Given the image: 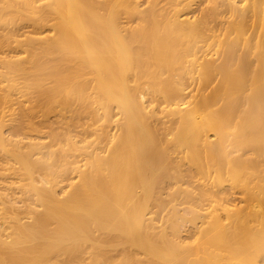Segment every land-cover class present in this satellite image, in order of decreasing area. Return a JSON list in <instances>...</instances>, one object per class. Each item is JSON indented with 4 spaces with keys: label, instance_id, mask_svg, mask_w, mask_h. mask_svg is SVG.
<instances>
[{
    "label": "bare ground",
    "instance_id": "1",
    "mask_svg": "<svg viewBox=\"0 0 264 264\" xmlns=\"http://www.w3.org/2000/svg\"><path fill=\"white\" fill-rule=\"evenodd\" d=\"M3 12L19 29L12 43L0 39V91L18 96L0 97V264H220L238 243V256H262L264 0H0ZM201 28L204 49L190 51ZM182 43L189 49L178 54ZM180 69L188 85L168 92ZM216 80L223 94L235 83L249 89L227 99L220 124L206 114ZM144 98L162 115L156 127ZM166 112L181 119L169 143ZM245 129L257 157L240 150ZM193 168L230 177L244 207L225 194L221 214L209 216L206 197L216 195L193 186ZM179 191L188 200L174 241L165 204ZM217 243L233 250L222 246L217 259Z\"/></svg>",
    "mask_w": 264,
    "mask_h": 264
},
{
    "label": "rangeland",
    "instance_id": "2",
    "mask_svg": "<svg viewBox=\"0 0 264 264\" xmlns=\"http://www.w3.org/2000/svg\"><path fill=\"white\" fill-rule=\"evenodd\" d=\"M4 14V15H3ZM198 14V13H197ZM196 14V15H197ZM15 15V14H14ZM13 15V13L12 14H9L8 12H3V13H1L0 14V39L2 40V43H3V41H7L8 43L7 44H10V43H12V40L13 39H15V38H13L14 37V35L16 34V29L18 28L19 29V27H18V25H17V21H19V19L18 18H16V16H14ZM188 18L187 19H191V21H194V20H196L197 18H196V16H194L193 14H190L189 16H187ZM199 18L201 19L202 17H201V15L199 16ZM21 22V21H20ZM25 22H27L26 24H23V26H25L26 28H31L32 27V25H33V23L30 21V20H28V21H25ZM202 29L203 28H201V29H199L198 31H197V33H195L193 36L194 37H197L195 40H192L191 42V44L189 45V46H191V47H194V49H190V51H195V50H197V52H199L200 51V49L201 50H203L204 49V43H202V41L204 40V34H203V31H202ZM31 30V29H30ZM199 35L201 36V39H199ZM10 37V38H9ZM9 38V39H8ZM208 43H210V42H208ZM207 45H209V44H207ZM2 48L0 47V50H1ZM189 48H188V44L187 43H182V45L180 46V48H179V52H178V54H184V53H186L187 52V50H188ZM215 51L218 49L217 47H214L213 48ZM215 53V52H214ZM181 73H182V70L180 69L179 70V75L178 76H176L174 79H171V80H167L166 81V89H167V91L168 92H171V90H173L174 89V91L176 90V89H179V88H182L183 86L185 87L186 85H188L187 83V81H186V79L185 78H183L182 77V75H181ZM216 84H219V85H217L216 86ZM259 84V82H257V84L256 85H258ZM241 85V86H240ZM243 86H246V88L244 87V94H243V92L241 91L242 89H243ZM212 87H214L213 89H209L206 93H205V96L206 97H208V98H211L212 99V96L213 95H216L217 94V99H218V102L217 103H214L213 101H211V103L209 104V106L207 107V111H206V114H209L208 115V119L209 118H213L214 117V121H215V123H217V124H220V123H222L223 121H225L227 118H228V116H226L225 115V113H224V108H225V105H226V103L228 102L227 101V99H229L230 97H238V96H240V97H242L243 96V98H244V95H245V93H246V90L248 91L249 89H248V86L245 84V85H243V83L242 84H239L238 85V83H235V84H233L231 87H230V89H229V91L227 92V94H223V89H222V85L220 84V82L218 83V80H216V82H214V84H213V86ZM188 89H192L191 87H189ZM176 92V91H175ZM5 94H9V95H11L10 97H11V99H14V100H16L17 98H18V96L16 95L17 93H13L11 90H9V91H6V92H1L0 91V97H2V96H4ZM177 96H179V93H175V96H174V98L175 97H177ZM138 97V96H137ZM0 101H2L1 99H0ZM137 101H142V98H137ZM144 101H146V103L144 104L146 107H148L147 108V111L150 113V115H151V118H150V122H151V124L153 125V126H155L156 127V122H155V119L156 118H158V116L159 117H161L162 115L158 112L159 111V108H157V107H155V109L154 110H152V107H154V105H151L152 104V102H150L147 98H144ZM186 102H190V105L188 106V109H191V107L193 106V105H196L197 104V102H198V99L196 98V99H187L186 100ZM240 103H237V105H239ZM12 105H14V103H5L4 104V108L5 109H7L8 107H10V106H12ZM149 105H151V106H149ZM1 106H3V104L2 105H0V107ZM25 106V108H27L28 106H29V104H25L24 105ZM14 107H16V106H14ZM215 113V115H212V114H214ZM258 113V112H257ZM155 115H156V117H155ZM51 116V115H50ZM53 117V115L51 116V118ZM165 139H166V141L169 143V142H171V141H175V139H176V137H177V134H178V131L180 130V123H181V119L179 118V116H177V115H175V114H173V115H170L168 112H166L165 113ZM180 122V123H179ZM157 127H160V125L159 126H157ZM217 132L213 129V130H210L209 132H205V139H207L209 142H213V136L216 134ZM231 133H234V131H231ZM235 134V133H234ZM244 138H245V141H244V143H243V147L242 148H240V150L241 151H244V152H246L247 153V149L249 150V152L250 153H252L254 156L253 157H257V154H258V152H259V145H258V140L257 139H254V134H251V135H249V138H248V134H247V129H245V131H244ZM254 139V140H253ZM227 140H230L229 138H227V137H224V141H227ZM214 142H215V139H214ZM243 142V141H242ZM239 149V148H238ZM241 151H238V152H236L233 156H235L236 158H241V156H242V152ZM212 154H213V157L212 158H210V164H209V166L211 165V164H213V163H215L216 162V158H217V151L216 150H214L213 152H212ZM238 161H236L235 163H234V165L236 166V167H238ZM196 168L198 169V167L196 166ZM199 170V169H198ZM200 171V170H199ZM199 171H197V170H195L194 168H193V172L195 173V175H196V178H195V180H194V183H193V186L194 187H196L197 189H199V190H203L204 188H205V186L206 185H208L209 184V187L211 188L210 190H211V192L214 194V195H216V196H213V195H209V196H207L206 198L207 199H212L213 201L212 202H206V206H208V207H206L205 209L207 210V212H209L210 214H209V216H214V215H218V214H221V210L223 209V205L222 206H219V205H217L216 204V202H218V203H220V201H221V197H223V198H225V194H227L228 196H226L228 199H233L234 200V203L233 204H235L238 208H242V207H244V204H243V202H245V199H246V197H245V195H244V192H243V190L241 189V188H239V187H237L233 182H232V180H231V178L230 177H228V176H226V175H224V174H221V175H218V174H214V175H210L211 176V178L208 180L207 178H204V176L205 175H203L201 172H199ZM245 174H249V173H245ZM168 176V175H167ZM247 176H249V175H247ZM170 178V177H169ZM184 188H189V189H192L193 187L192 186H187V184L186 185H184L183 187H182V189H184ZM195 192H196V190H195ZM199 192V191H198ZM222 193H224V195H222L221 196V194ZM172 200H174V203H170V201H167L166 202V206H165V236H167V237H169L170 239H172V240H178V239H176L175 237H174V226H173V223H172V221H173V219L175 218V216H177V218H180V215H182L184 212L183 211H181L182 210V208L183 207H185L186 205L184 204L188 199L187 198H185L184 197V195L183 194H180V191L178 192V194H175V196H174V198L172 199ZM216 201V202H215ZM242 203V204H241ZM210 205V206H209ZM224 205H226V204H224ZM215 207H218V208H215ZM221 209V210H220ZM180 211V212H179ZM201 213H206V212H201ZM199 222H201V220L200 221H198V223ZM201 225V224H200ZM187 234V233H186ZM186 234H184V235H186ZM190 236V235H189ZM199 236V235H198ZM198 236H194V237H191V238H187L188 240H186V244H190V245H196L197 244V242H198ZM186 238V237H185ZM238 239H239V237H238ZM242 240H245L246 241V239L245 238H241ZM235 240V239H234ZM234 240H232L233 242H234ZM231 241V242H232ZM244 241V242H245ZM230 242V243H231ZM236 242H241L240 240L239 241H237L236 240ZM241 243H243V241L241 242ZM219 243H217V244H215V245H213V247L211 248V250L213 251L212 252V254L214 255V256H216L217 257V259H218V256H219V254H221V255H224L226 252H224L223 253V251L224 250H218V249H220L222 246H225V244L223 245L222 243H220V245H222V246H219L218 245ZM250 244H252V243H250ZM250 244H248V246H246V249H249V246H251ZM230 245V244H229ZM229 245H227V246H225L224 248H225V250H227L230 246ZM233 245V244H232ZM231 245V246H232ZM234 245H236V244H234ZM233 245V246H234ZM244 245V244H243ZM254 245V244H253ZM219 246V247H218ZM232 246V247H233ZM238 246H240L241 247V244L239 245V243H238ZM238 246L236 245V246H234L233 248H235L234 250L233 249H231V247L229 248L230 249V251H232L233 250V252H234V255H233V252H232V256L234 257H229V258H231L230 259V262H229V258L228 259H226L228 262L226 263V260H221V263L220 264H235V262H236V260H237V262H236V264L237 263H239V264H249L248 262L250 261L251 263L250 264H258V262H259V264L261 263V264H264V253H262V252H260V255H262V256H258V257H260V259H259V261H258V257H256L257 255H259V249L256 247V249H258V250H256L255 252H253L254 254H255V257H252V259H250L251 258V256L249 257L248 255H251V254H248V253H250L249 252V250H248V253H247V255L246 254H243V257L244 258H249V259H247V262L245 263V260L246 259H244L242 256H238L237 254H236V251L235 250H238ZM255 246V245H254ZM253 246V248H252V250H254V247ZM227 247V248H226ZM243 247H245V246H242V248ZM248 247V248H247ZM215 248H217V250L215 249ZM223 248V247H222ZM223 248V249H224ZM244 249V248H243ZM246 251V250H245ZM244 251V252H245ZM215 252V253H214ZM220 252H222V253H220ZM251 252V253H252ZM217 253V254H216ZM252 253V256L254 255ZM216 254V255H215ZM230 254V253H229ZM218 255V256H217ZM220 255V256H221ZM238 256V257H237ZM232 258L233 259H235V260H232ZM239 258V259H238ZM243 258V259H242ZM253 258L254 259H256V263H254L253 262ZM262 259V260H261ZM232 260V261H231ZM243 262H242V261ZM249 260V261H248ZM223 261V262H222ZM242 263H241V262ZM255 261V260H254ZM215 264H218V262L217 263H215Z\"/></svg>",
    "mask_w": 264,
    "mask_h": 264
}]
</instances>
